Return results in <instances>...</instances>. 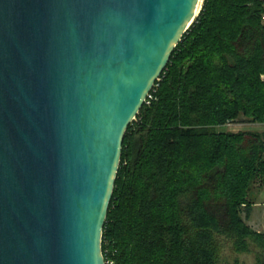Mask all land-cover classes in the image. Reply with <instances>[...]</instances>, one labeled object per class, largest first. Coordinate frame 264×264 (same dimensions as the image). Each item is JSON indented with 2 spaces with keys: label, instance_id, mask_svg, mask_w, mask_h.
<instances>
[{
  "label": "water",
  "instance_id": "95a60500",
  "mask_svg": "<svg viewBox=\"0 0 264 264\" xmlns=\"http://www.w3.org/2000/svg\"><path fill=\"white\" fill-rule=\"evenodd\" d=\"M203 0H0V264H104L127 127Z\"/></svg>",
  "mask_w": 264,
  "mask_h": 264
},
{
  "label": "trees",
  "instance_id": "16d2710c",
  "mask_svg": "<svg viewBox=\"0 0 264 264\" xmlns=\"http://www.w3.org/2000/svg\"><path fill=\"white\" fill-rule=\"evenodd\" d=\"M264 2L203 0L126 129L102 232L115 264H264L246 222L264 182ZM244 213L245 218L242 216Z\"/></svg>",
  "mask_w": 264,
  "mask_h": 264
},
{
  "label": "rangeland",
  "instance_id": "374dc122",
  "mask_svg": "<svg viewBox=\"0 0 264 264\" xmlns=\"http://www.w3.org/2000/svg\"><path fill=\"white\" fill-rule=\"evenodd\" d=\"M218 129L223 130V131L234 132V133L240 132V131H247V130L261 133V132H264V123L249 122L244 118V116L241 115L237 120L228 121L227 123H225L223 126L219 127ZM256 188H257V185L254 187V189H252L251 198ZM251 210H252V207H251ZM242 216L245 218L244 213H242ZM251 216L252 217H250V221H248V218H247L245 219V222L246 223L250 222L248 225L252 229L256 230L255 227L257 225L260 226V224H264V207L259 206L257 210L255 211V213ZM252 222H255L257 225H254V223ZM239 257H240L241 262H243L244 264H255V260L253 258L252 253H242L240 254Z\"/></svg>",
  "mask_w": 264,
  "mask_h": 264
},
{
  "label": "crops",
  "instance_id": "0c3cea01",
  "mask_svg": "<svg viewBox=\"0 0 264 264\" xmlns=\"http://www.w3.org/2000/svg\"><path fill=\"white\" fill-rule=\"evenodd\" d=\"M252 199H254V204H252V210L250 211V214L248 216V221H250V217H252L251 215L255 213V211L257 210L259 206L264 207V183L260 186H257V188L255 189V192L252 195ZM255 222H252V223H254V225H257ZM249 223L250 222H247V224ZM255 229L256 231L264 232V224H260V226L257 225Z\"/></svg>",
  "mask_w": 264,
  "mask_h": 264
},
{
  "label": "built area",
  "instance_id": "2783aa9c",
  "mask_svg": "<svg viewBox=\"0 0 264 264\" xmlns=\"http://www.w3.org/2000/svg\"><path fill=\"white\" fill-rule=\"evenodd\" d=\"M261 1L264 2V0H261ZM262 19L264 21V16ZM155 91H156V86L154 84L153 87L151 88V90L146 95V98L144 101L145 105H150L152 103V101L156 98L155 97ZM103 256H104V254H103ZM104 264H115L114 260L112 258H110L107 253H106V257L104 256Z\"/></svg>",
  "mask_w": 264,
  "mask_h": 264
},
{
  "label": "bare ground",
  "instance_id": "6f19581e",
  "mask_svg": "<svg viewBox=\"0 0 264 264\" xmlns=\"http://www.w3.org/2000/svg\"><path fill=\"white\" fill-rule=\"evenodd\" d=\"M201 5V4H200ZM198 11H199V8H198Z\"/></svg>",
  "mask_w": 264,
  "mask_h": 264
}]
</instances>
